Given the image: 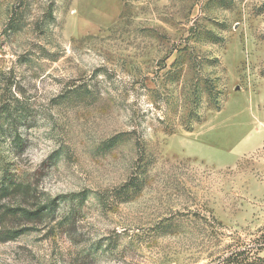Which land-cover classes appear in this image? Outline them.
<instances>
[{
    "label": "rangeland",
    "instance_id": "rangeland-1",
    "mask_svg": "<svg viewBox=\"0 0 264 264\" xmlns=\"http://www.w3.org/2000/svg\"><path fill=\"white\" fill-rule=\"evenodd\" d=\"M4 169L0 264H264V0H0Z\"/></svg>",
    "mask_w": 264,
    "mask_h": 264
},
{
    "label": "trees",
    "instance_id": "trees-1",
    "mask_svg": "<svg viewBox=\"0 0 264 264\" xmlns=\"http://www.w3.org/2000/svg\"><path fill=\"white\" fill-rule=\"evenodd\" d=\"M218 107V105H217ZM198 115V114H197ZM118 137H114L109 143H114ZM14 146L18 152H23L25 147L24 140L16 136ZM144 171L135 174L130 183L125 186L124 194L128 195L131 189L141 186ZM11 201V204L5 202ZM61 208V199H55L42 202L36 199V191L32 184L21 182L10 171L4 169L0 178V218L6 219L12 217L15 220L24 221L26 224L38 225L43 223L46 218L55 217L59 214ZM28 229H19L8 231L6 237L15 240L24 235ZM246 260L241 254H231L219 264H244Z\"/></svg>",
    "mask_w": 264,
    "mask_h": 264
}]
</instances>
